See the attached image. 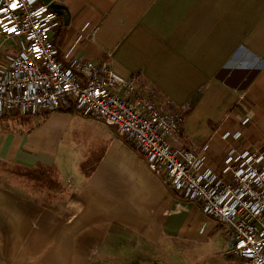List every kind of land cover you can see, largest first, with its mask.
<instances>
[{"label":"crops","instance_id":"0c3cea01","mask_svg":"<svg viewBox=\"0 0 264 264\" xmlns=\"http://www.w3.org/2000/svg\"><path fill=\"white\" fill-rule=\"evenodd\" d=\"M52 3L66 13L52 38L60 56L137 76L158 108L182 115L173 147L207 144L214 170L229 146L264 151V0ZM0 48L11 50L1 37ZM75 114L0 118L2 171L45 172L61 188L54 197L0 174V264H245L224 228L141 153ZM238 129L239 141L221 138Z\"/></svg>","mask_w":264,"mask_h":264},{"label":"built area","instance_id":"2783aa9c","mask_svg":"<svg viewBox=\"0 0 264 264\" xmlns=\"http://www.w3.org/2000/svg\"><path fill=\"white\" fill-rule=\"evenodd\" d=\"M48 5L0 0V37L11 46L0 48V118L72 110L101 121L141 153L170 190L224 228L233 254L245 264H264V151L229 146L214 170L206 162L207 144L199 152L173 147L182 115L158 108L152 92H140L135 75L121 77L109 63L83 61L70 51L60 56L52 38L62 24ZM221 138L239 141L242 131Z\"/></svg>","mask_w":264,"mask_h":264},{"label":"rangeland","instance_id":"374dc122","mask_svg":"<svg viewBox=\"0 0 264 264\" xmlns=\"http://www.w3.org/2000/svg\"><path fill=\"white\" fill-rule=\"evenodd\" d=\"M22 117L25 116H14L15 120L20 119ZM75 117L80 118L81 115L75 114ZM5 118L14 119L13 117H5ZM0 174H3L5 178L11 181L10 183H15L16 186L19 188H22V185L25 184L26 186L30 187L32 191L35 192L39 191V189L42 191L48 189L46 192L48 193L50 191L51 193L50 192L49 193L53 194L54 197H58L61 194V188L55 183L53 178L49 176V174H46L45 172L28 173V174H23L22 176L20 172L16 170H12L11 168L9 170L5 169L4 171H2V168H0Z\"/></svg>","mask_w":264,"mask_h":264},{"label":"water","instance_id":"95a60500","mask_svg":"<svg viewBox=\"0 0 264 264\" xmlns=\"http://www.w3.org/2000/svg\"><path fill=\"white\" fill-rule=\"evenodd\" d=\"M44 4H49V9L51 11H53L54 13L58 14L59 16L65 18L66 13L64 12V10L62 9L61 6L52 3V0H41Z\"/></svg>","mask_w":264,"mask_h":264},{"label":"snow or ice","instance_id":"6c2138e0","mask_svg":"<svg viewBox=\"0 0 264 264\" xmlns=\"http://www.w3.org/2000/svg\"><path fill=\"white\" fill-rule=\"evenodd\" d=\"M12 7H13V8H15V7H16V5H15V4H13V5H12Z\"/></svg>","mask_w":264,"mask_h":264},{"label":"trees","instance_id":"16d2710c","mask_svg":"<svg viewBox=\"0 0 264 264\" xmlns=\"http://www.w3.org/2000/svg\"><path fill=\"white\" fill-rule=\"evenodd\" d=\"M129 146H131V145H129ZM131 147H133V146H131Z\"/></svg>","mask_w":264,"mask_h":264}]
</instances>
